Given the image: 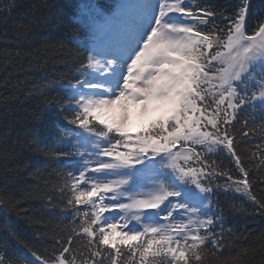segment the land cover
Returning a JSON list of instances; mask_svg holds the SVG:
<instances>
[{"label":"snow or ice","instance_id":"6c2138e0","mask_svg":"<svg viewBox=\"0 0 264 264\" xmlns=\"http://www.w3.org/2000/svg\"><path fill=\"white\" fill-rule=\"evenodd\" d=\"M14 6L0 3V14ZM251 9V0H135L104 16L88 6L73 35L44 46L82 57L67 83L48 78L24 92L67 90L71 127L46 155L73 170L53 169L43 184L45 207L72 219L46 254L6 229L0 264H264V231L226 227L218 200L221 191L240 194L264 217V187L257 194L250 178L259 171L264 185V7ZM36 19L17 27L26 36ZM85 27L90 43L77 34ZM22 43L18 33L4 50L0 88L24 83L12 85L26 71L14 59L33 66ZM10 99L18 93H0V102ZM241 144L252 145L247 156ZM13 202L0 198V214Z\"/></svg>","mask_w":264,"mask_h":264},{"label":"trees","instance_id":"16d2710c","mask_svg":"<svg viewBox=\"0 0 264 264\" xmlns=\"http://www.w3.org/2000/svg\"><path fill=\"white\" fill-rule=\"evenodd\" d=\"M80 0H15V6L9 12L0 15L8 16V23L0 22V64H2L4 50L13 48L12 40L20 34L23 41V52L32 51L36 57L29 69L27 59H14L13 66L18 71L12 78V85L17 80L24 81L18 87L0 88V93H18V99L0 102V198L11 195L17 198L18 204L13 202L6 213L0 214V240L6 229L17 232L22 238L32 241L35 250L41 254L51 253L54 237L72 219L70 212L61 208L49 209L45 207L47 193L43 179L49 178L53 169L57 171H72L68 159L51 160L46 153L56 149L60 140L61 127H71L64 120L68 111L67 90L60 88L44 90L31 97L24 92L33 83L39 84L51 78L67 83L78 66L75 60L61 56L54 51H44V46L55 40H62L66 35H73L72 21L76 18ZM102 5H109L112 0H96ZM7 0H0V3ZM217 5H235L239 0H208ZM36 6L35 8L33 6ZM35 16L36 22L32 31L26 36L17 24L27 23ZM87 27L77 34L82 42L87 37ZM77 51H80L78 49ZM13 71V68H9ZM3 73L0 72V76ZM241 124H236L239 131ZM258 140L253 141L257 143ZM251 144H241L239 151L242 156L249 154ZM223 160L224 166H229L228 158L213 157ZM233 174L235 171L233 170ZM37 177H40L38 179ZM54 178V176L52 177ZM250 178L260 194L261 173L253 171ZM223 182V181H221ZM58 202V195H54ZM218 200L224 210L227 220L226 227L234 231L252 229L255 232L264 231V217L253 211L252 205L246 197L240 194L221 191ZM235 205L236 207H233ZM10 250L16 252L19 245L16 241H9Z\"/></svg>","mask_w":264,"mask_h":264}]
</instances>
